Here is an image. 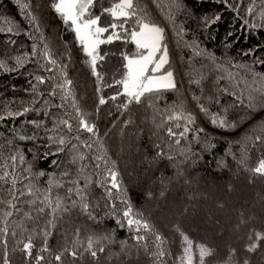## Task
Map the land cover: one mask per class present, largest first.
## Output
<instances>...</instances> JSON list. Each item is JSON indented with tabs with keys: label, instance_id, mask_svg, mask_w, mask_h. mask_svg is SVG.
Masks as SVG:
<instances>
[{
	"label": "snow or ice",
	"instance_id": "1",
	"mask_svg": "<svg viewBox=\"0 0 264 264\" xmlns=\"http://www.w3.org/2000/svg\"><path fill=\"white\" fill-rule=\"evenodd\" d=\"M217 2L235 13L236 18L250 30L264 28V0H251L247 4L244 0ZM45 4L59 21L52 28L53 34H46L41 11ZM97 4L100 5L99 12L96 11ZM151 4L167 21L176 48L188 53V67L184 75L188 77L190 90L193 86L199 89V94L194 90L189 91L199 113L215 127L227 129L236 128L249 112L264 111V72L255 70L256 64L264 67V59L256 57L253 49H247L241 56H251V63L247 60L236 61L227 56V46L225 52L217 56L215 51L202 46L194 31L187 38L191 30L183 21L177 23L181 15H187L182 0H151ZM19 7L27 27L0 17V21L7 25L0 26V33L8 37L3 42V51H0V71L19 72L32 65V71L24 72L29 77L25 89L28 99L17 101L13 97L6 102L0 111V121H14L29 112H43L50 121L31 119L22 127L13 126L7 135L0 133V264H12L10 244L13 253H22L25 264H44L42 253H48L51 257L49 264H64L65 257H70L73 264L85 257L88 258V264H99V257L106 251L105 244L114 243L111 232H90L82 239V229L78 226L71 239L68 230H64V243L58 250L53 251L48 242L58 222H62L65 216L71 217L75 212L87 216L89 220L98 218L94 213L99 208V200L94 197L93 185L104 190L107 211L103 214L117 216V223L121 227L126 223L132 230L131 240L134 243L121 240L119 252L110 253L108 258L118 256L123 257L124 264H139L143 252L153 259V264H165V260L175 254L164 250L165 238L160 230L142 212H134L130 201L122 199L118 161L111 158L105 146L107 131L104 136L99 134L97 122L92 120L91 113L78 101L74 81L69 78V66L73 63V56H82V63L90 70L91 77L95 78L97 99L94 103L97 115L100 106L105 105L109 99L115 101L120 98L122 102L118 108L122 113L148 100L146 109H154L149 118L154 130L149 131L157 140L153 145L154 154L150 163L156 162L158 167L160 164L171 163L176 169L172 176L159 177V198H165L167 188L173 182L190 183L186 178L187 163L194 164L201 158L199 152H193L191 147H181L182 140H187L191 133L189 143L199 142L200 151H209L215 147L210 137L201 139L199 134L204 129L196 127L197 114L188 107L183 94L179 93L173 66L175 49L166 38V28L153 18L144 0H111L107 7L103 6V0H50V3L48 0L43 3L40 0H29L21 2ZM104 14L111 17V23L101 22ZM221 15V11L205 15L199 18V23L207 30L209 25L220 20ZM61 25L71 40H65L59 35ZM21 34L31 41L30 50L16 47L17 41L13 37ZM114 41H122L124 45H130L132 50L121 48L116 53L103 51L102 45L109 46ZM110 55L118 56L119 60L109 84L105 83V72L99 69L106 65ZM180 59H185L183 54ZM113 86L117 90L110 97L101 94L103 89ZM168 90L178 92L176 99L165 101L163 108L155 106L154 101L159 102ZM228 96L233 98L232 102L222 103L223 98ZM57 100L59 102L55 103ZM212 106H216L217 111H212ZM52 109L59 114H54ZM237 109L242 110L243 114L237 112ZM230 112L235 113V119H228ZM157 115L160 117L159 122L156 120ZM118 123L121 137L126 128H133L128 143L131 149L132 137L139 134L135 131L137 124L134 114L129 111L127 119L117 117L109 127L115 128ZM81 133H86L87 139L82 138ZM37 140H41V144L34 145L27 152L35 154L43 147L44 156L63 155L66 146L70 145L67 147L65 161L52 162L54 166L63 163V170H34L35 161L26 158V151L20 142ZM232 143L229 142L230 145ZM235 143L239 144V157L231 151V147L225 149V156L232 157L238 166L237 170L242 167L249 173V183L256 179L264 181V119L252 124ZM253 148L261 155L250 165V150ZM123 150L122 145L121 153ZM88 152L92 153L91 163L86 162ZM217 166L228 165L223 158H217ZM44 176H47L46 187H41L39 180ZM231 187L229 184V191ZM59 189L64 190L63 194L60 191L54 194V190ZM146 197L155 198L152 191L146 192ZM260 199L264 201V196ZM117 200L124 205L119 213ZM217 206L222 208L223 204ZM187 211L188 206H185L182 215H186ZM42 219L43 225H40ZM245 223L243 213H240L235 227L238 229ZM172 227L179 233L181 240L180 254L175 255L179 264H206V258H211L217 251L207 243L194 244L178 224ZM35 236H42L44 241L38 249L34 242ZM149 237L153 239L151 244ZM262 245L264 230L249 229L242 251L238 253L236 248L229 245L227 255L218 260L217 264H253L251 254ZM34 250L36 254L33 260ZM258 264H264V254L260 256Z\"/></svg>",
	"mask_w": 264,
	"mask_h": 264
},
{
	"label": "trees",
	"instance_id": "2",
	"mask_svg": "<svg viewBox=\"0 0 264 264\" xmlns=\"http://www.w3.org/2000/svg\"><path fill=\"white\" fill-rule=\"evenodd\" d=\"M21 2H29V0H0V17L18 22L21 27H27V22L19 7ZM40 2L43 3L44 0H40ZM110 2L111 0H103V6H109ZM144 2L148 3L149 11L153 18L166 28V38L171 42V47L175 49L173 66L176 70L179 93L183 94L188 101V107L197 114L196 127H203L204 129L199 135L201 139L206 136L210 137L211 143L215 145L209 151H200L199 142L189 143L191 133L187 140H182L181 147H191V150L199 152L201 157L194 164L191 162L187 163V167L185 168L186 178L190 180V183L173 182L167 188L165 198H159V191L161 190L159 177L161 175L172 176L176 169L172 167L171 163L160 164L159 167L156 162L150 163L154 154L153 145L157 143V140L149 131V129L154 130V126L149 122L154 109H146V105L148 104L147 99L139 106H131L124 113L118 108L119 103L122 102L119 97L115 101L109 99L105 105L100 106V111L97 115L96 104L94 103L97 99L95 94V78L91 77L90 70L82 63V56L79 58L73 56V63L69 66V78L74 81V89L81 106L90 112L92 120L97 122L99 134L104 136L107 131L105 146L108 148L111 158L118 161L117 170L119 172L118 178L121 181L122 199L130 201L134 212H142L144 217L149 219L160 230L162 236L165 238L163 247L166 252H171L175 255L180 254V236L172 227L173 224H178L189 235L194 244L197 242L207 243L209 246L217 249L211 258H206V264H217L218 260L223 259L227 255L229 245L236 248L238 253L242 251L243 244L247 242L249 229L264 230V201L260 199L261 196H264V181L256 179L254 182L249 183V173L242 167L237 170L238 166L232 160V157L225 156V149L231 147V151L239 157V144L235 142L241 138L252 124L264 119V111L249 112L246 118L238 123L236 128L225 129L212 125L203 114L199 113V110L195 108V102L191 100L189 91L194 90L199 94V89L193 86L190 90L188 77L184 75L185 69L188 67L186 59L188 53L176 48L175 42L172 39V31L168 28L167 21L155 6L151 4V0H144ZM182 2L187 10V15H181L177 23L183 21L186 27L191 30L187 38H190L194 31L199 37L202 46L215 51L217 56L225 52L227 46V56L234 58L236 61L247 60L251 63V56H241V53L247 49H253L256 57L264 59V28L250 30L247 25L236 18L235 13L225 9L223 4L217 2V0H182ZM249 2L251 0H244L245 4ZM48 3H50V0H48ZM99 7L100 5L97 4V12H99ZM41 11L45 21L46 34H53L52 28L59 23L58 19L54 17L47 4L44 5ZM217 11L222 12L220 20L209 25L207 30L203 29L199 23V18L205 15L210 16ZM243 15L244 13L241 11V16ZM49 22H51V27L49 26ZM101 22L111 23L112 20L108 14H104ZM0 26L6 27L7 25L3 21H0ZM229 32H231L230 36L228 35ZM59 35L63 36L65 40H71V37L62 25ZM6 39L8 37L0 33V51H3V42ZM13 39L17 41L16 47L30 50L31 41L23 34L13 37ZM101 47L103 51L109 53H116L121 48H127L128 51L132 50L130 45L126 46L122 41H114L112 45H102ZM181 54L185 57L183 61L180 59ZM118 60V56L110 55L106 65H102L99 69L106 74L105 83H111ZM32 68L33 66L29 65L19 72L5 73L0 71V111L3 110L4 104L11 101L13 97L17 101L28 99L25 89L28 87L29 77L25 76L24 72H30ZM255 70L257 72H264V67L256 64ZM116 90V87L113 86L110 89H103L101 94L110 97ZM207 94L208 92L206 91L205 95ZM177 95L178 92L168 90L163 93L159 102L154 101V105L163 108L165 101L171 102L176 99ZM232 99L230 96L224 97L222 103H231ZM58 102V100L55 101V103ZM39 106L40 104L38 103L37 107ZM211 110L217 111V107L212 106ZM51 111L54 114H59L55 109ZM129 111L134 114L137 124L135 131L139 133L132 137L133 143L131 149L128 148V143L129 133L133 132V128H126L121 137L120 123L122 121L115 128L109 127L117 117L122 116L123 119H127ZM236 111L243 114V111L240 109ZM110 112L112 113L111 116L108 115ZM235 118V113L230 112L228 119L232 120ZM31 119L50 121V118L45 117L43 112H29L17 117L14 121L12 119L0 121V133L7 135L13 126L22 127ZM156 120L157 122L160 120L158 115L156 116ZM81 136L87 139L86 133H81ZM230 141L233 142L231 145L229 144ZM20 144L26 151V158L35 161L34 170L57 172L58 168L59 170L64 169L65 165L63 163L54 166L52 162L54 160L58 162L65 161L67 159V147H70V145L66 146V152L63 155L53 154L44 156L43 152L45 150L43 147H40L35 154L27 152V149L32 148L34 145L41 144V140L25 141L20 142ZM122 145L124 150L121 153ZM260 155L259 151L254 148L251 149L250 165L254 164ZM86 157V162L91 163L92 153H86ZM217 158H223L228 166L218 167ZM74 170L75 167L73 166L72 171ZM46 180L47 176L40 178L39 184L41 187H46ZM80 182L83 183V180ZM229 184L232 186L230 191L228 190ZM55 191H60L63 194L64 190H54V194ZM148 191H152L155 198L146 197V192ZM92 192L94 197L99 200V208L94 213L98 218L89 220L87 216L75 212L71 217L65 216L62 222H58L57 227L53 230V234L49 237V245L53 251L58 250L64 243V230H68V237L71 239L78 226L82 229V239H85L90 232H111L114 243L105 244L106 251L99 257V264H124L123 257L112 256L111 259L108 257L110 253L119 252V242L121 240H126L129 244L134 243L131 240L132 230L129 229L126 223L121 227L117 223V216L103 214L107 211L103 188H96L93 185ZM221 203L223 204L222 208L217 206ZM185 206H188V211L186 215H182ZM116 207L119 213V211H122L124 205L120 200H117ZM25 210H27V206H25ZM240 213H243L246 223L237 229L235 225L238 222ZM250 217L251 219H249ZM40 225H43V219L40 221ZM34 242L36 248H40L44 243L43 237L35 236ZM149 243H153L152 237H149ZM35 254L34 250L33 260ZM262 254H264V245L251 254L253 264H258ZM9 255L12 264H25L21 252L17 251L13 253L11 251V244L9 246ZM42 255L45 257L44 264H49L51 260L49 254L42 253ZM175 255L168 257L165 260V264H179V261L175 260ZM64 264H73V262L70 257H65ZM75 264H88V258L85 257L82 261L78 260ZM139 264H153V259L141 252Z\"/></svg>",
	"mask_w": 264,
	"mask_h": 264
}]
</instances>
